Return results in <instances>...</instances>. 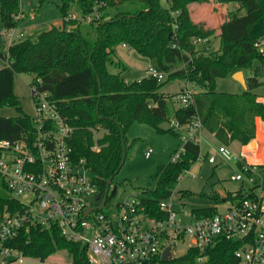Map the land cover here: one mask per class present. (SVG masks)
I'll use <instances>...</instances> for the list:
<instances>
[{
  "label": "trees",
  "instance_id": "16d2710c",
  "mask_svg": "<svg viewBox=\"0 0 264 264\" xmlns=\"http://www.w3.org/2000/svg\"><path fill=\"white\" fill-rule=\"evenodd\" d=\"M208 0H170L168 6L162 0H62V25L53 26L39 33L34 39L26 38L13 42L7 52L0 55L4 66L0 68V107L14 106L19 113L15 118L0 117V140L19 139L25 131L34 133L31 117L24 114L14 95L15 76L30 74L32 83L40 91L51 94L60 113L73 126L70 140L73 157L84 160L86 167L95 176L101 192L107 182L120 171L123 158V140L134 123L147 124L160 134L180 137L184 129L171 126L163 129V123L178 122L184 128L194 118H200L197 95H207L214 110L227 112L222 97L239 96L255 108L264 123V102L254 91L262 86L264 56L257 53L254 43L264 35V0H217L220 4H236L220 26V47L209 52L208 44L214 29L192 19L190 7ZM76 4L89 22L66 20L70 5ZM114 8V12L108 9ZM20 13V0H0V18L5 32L16 28ZM206 42L196 46L194 40ZM125 45L140 56L156 62L167 74L163 82L155 78H142L127 83L121 74L109 70L115 56V48ZM175 45V46H173ZM246 78L247 90L240 95L221 93L216 90V81L238 71L252 70ZM179 80L199 89L192 103L186 107L175 106L176 95H165L162 87ZM228 116L231 117L229 114ZM235 138L243 145L249 138L235 124ZM203 122V121H202ZM98 126L107 133L99 139L100 150L93 149V132ZM216 139L223 142L224 133L217 127L209 128ZM185 153L160 170L154 189L144 190L143 203L149 215L162 218L159 201L168 199L175 191L180 176L198 161L200 145L186 140ZM126 147V157L127 158ZM264 172V164H260ZM113 182V180H112ZM239 196L242 197V194ZM184 194L182 193V198ZM228 197L231 194L228 193ZM216 203L221 201L218 193L213 195ZM5 207L21 209L11 197L6 186L0 182V211ZM197 217L214 216V207L192 211ZM8 246L23 253L24 257L44 262L57 252L66 250L73 264H88L82 243L65 237L57 227L41 229L30 227L22 230ZM240 242L220 239L209 251L206 264H237L234 252ZM166 264H199L197 252L190 250L185 255Z\"/></svg>",
  "mask_w": 264,
  "mask_h": 264
},
{
  "label": "built area",
  "instance_id": "2783aa9c",
  "mask_svg": "<svg viewBox=\"0 0 264 264\" xmlns=\"http://www.w3.org/2000/svg\"><path fill=\"white\" fill-rule=\"evenodd\" d=\"M16 18L19 20V16ZM70 19L76 18L68 14L66 20ZM85 19L89 22L91 17L77 20L85 22ZM7 35L10 42L25 38V33L16 28L7 31ZM206 41L193 42L198 46ZM254 48L264 56V35L257 39ZM145 77L163 82L167 74L149 67ZM29 87L34 133L25 131L17 140H0V182L21 206L19 210L5 207L0 211V264H11L19 256L24 257L7 243L30 227H57L65 237L80 241L88 264H166L190 250L197 252L199 264H206L208 251L220 239L240 242L234 252L237 264H264V172L260 164L242 160L225 144L218 146L216 154L200 153L199 159L210 164H217L219 156L222 162H233L238 168L231 179L240 188L221 196L214 207L217 210L214 216L197 217L192 211L175 209V191L170 198L159 201L162 218L147 213L144 192L128 194L120 203L111 205L114 196L111 187L104 199L105 192L100 191L85 161L73 157L70 140L74 128L60 113L51 94L40 91L36 83L31 82ZM196 93L186 83L177 99L186 107ZM172 126L190 135L184 142L191 140L200 145L203 122L199 117L184 128L176 121ZM91 130L93 149L99 151L98 141L107 131L100 126ZM151 152L149 149L146 156ZM183 153L184 146L171 161H177Z\"/></svg>",
  "mask_w": 264,
  "mask_h": 264
},
{
  "label": "rangeland",
  "instance_id": "374dc122",
  "mask_svg": "<svg viewBox=\"0 0 264 264\" xmlns=\"http://www.w3.org/2000/svg\"><path fill=\"white\" fill-rule=\"evenodd\" d=\"M164 6L167 2L162 0ZM62 0H20L19 21L16 27L17 31H24L25 38L34 39L39 33L52 28L60 27L63 20L61 12ZM238 6L232 4H220L217 0H208L205 3H196L191 5L190 11L192 19L195 22L204 24L209 29H214L215 33L210 38L208 49L209 52H216L220 47V26L226 19L230 11H235ZM111 13L114 8L108 9ZM68 13L76 19H80L83 14L76 4L70 5ZM88 19H85L87 22ZM8 35L5 32L0 18V53L7 49ZM17 42V40L15 41ZM115 56L109 70L113 74H121V77L127 83L139 81L146 75L149 67L158 69L156 62L140 56L135 50L122 45L115 48ZM3 64L0 61V65ZM254 64L252 70L245 71V78L254 74ZM32 81L30 74H18L15 76L14 95L20 102L24 114L34 115V108L31 100V90L29 84ZM260 81L262 86L254 91L259 96H264V70L261 74ZM184 82L175 80L166 83L161 92L165 95H176L179 93ZM186 84V83H185ZM192 86V85H191ZM193 87V86H192ZM198 91L199 89H196ZM216 90L221 93H242L243 86L233 79V75L220 78L216 81ZM175 106H180L177 97L174 98ZM203 109V103H201ZM19 116L14 106H1L0 117L15 118ZM172 123H163L161 127L168 129ZM188 133L182 132L181 136L172 134H160L153 127L147 124L134 123L125 135L127 158L118 174L113 179L111 185V194L114 196L110 201L111 205L120 203L124 196L131 193L143 195L144 190L154 189L160 174V170L165 167L173 155L180 151L184 144V139H189ZM201 155L207 152L216 153L218 142L206 135H201ZM241 142V141H240ZM240 142L232 144V149L239 153H247L251 150H243ZM151 150L149 157L146 152ZM243 150V151H242ZM243 153V154H244ZM252 153V152H251ZM248 154V153H247ZM245 157V156H243ZM247 161L263 162L264 151H260L251 157H245ZM217 164H210L208 161L198 159V161L184 172L178 183L175 185V209L182 208L187 213L193 210L215 207L216 202L213 195L218 193L219 196L226 195L227 192H234L240 188L239 183L233 181L231 176L238 173V168L233 162H222L217 156ZM182 193L184 197L182 198ZM223 207H220L222 209ZM73 264L72 256L66 250L55 253L48 257L44 262L36 258L19 256L11 264Z\"/></svg>",
  "mask_w": 264,
  "mask_h": 264
},
{
  "label": "crops",
  "instance_id": "0c3cea01",
  "mask_svg": "<svg viewBox=\"0 0 264 264\" xmlns=\"http://www.w3.org/2000/svg\"><path fill=\"white\" fill-rule=\"evenodd\" d=\"M62 25V24H61ZM25 31V30H24ZM22 31V32H24ZM25 33V32H24ZM7 38L8 45L7 49L13 42L9 41V38ZM123 47H127L122 45ZM7 49L0 53L4 54L7 52ZM0 61L3 63V61L0 58ZM4 66V63L0 65V68ZM244 76H245V72ZM186 84L184 83L181 86V89L179 92H181ZM198 93V92H197ZM228 94H237L240 95V93H228ZM264 98V96H260L259 100ZM222 99L225 101L227 106V112L221 111V110H214L210 106V98L207 95H197L196 102L197 107L200 113V119L203 121V130L201 131L200 135H206L208 138H212L218 142V145L225 144L230 147V149L239 156L242 160L250 163L247 161L245 157H251L254 154H257L260 151H264V123L261 121L259 114L257 110L250 105L247 104L246 100L236 96V97H222ZM201 103H203V109L201 107ZM235 120V124L238 126V128L243 131V133L249 138V143L247 145H243L240 142V145L242 146L243 150L247 151L246 148L249 147L250 151H247V153H239L236 152L234 149H232V144L236 143L237 139L235 138V128L232 121V118ZM211 127H217L219 129H222L224 133V139L223 142H219L215 136L209 132V128ZM201 149V147H200ZM242 150V151H243ZM210 153V152H207ZM210 154H216V153H210ZM245 156V157H243ZM255 163V162H251ZM257 164H264L263 162H257Z\"/></svg>",
  "mask_w": 264,
  "mask_h": 264
},
{
  "label": "water",
  "instance_id": "95a60500",
  "mask_svg": "<svg viewBox=\"0 0 264 264\" xmlns=\"http://www.w3.org/2000/svg\"><path fill=\"white\" fill-rule=\"evenodd\" d=\"M233 79H235L237 82H239L243 86L244 90H247L246 78L244 76L243 71L235 72L233 74ZM123 145H124L123 146L124 152H123V158H122L121 166L125 163V157H126V146H125L124 140H123ZM112 180H113V178L109 179L108 182H107V187H106V190H105L104 199L107 198V195L109 193L110 187L112 185ZM102 207H103V205L100 208H102ZM168 252H169V248H167V250L164 253V260L167 259Z\"/></svg>",
  "mask_w": 264,
  "mask_h": 264
}]
</instances>
